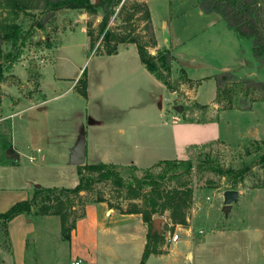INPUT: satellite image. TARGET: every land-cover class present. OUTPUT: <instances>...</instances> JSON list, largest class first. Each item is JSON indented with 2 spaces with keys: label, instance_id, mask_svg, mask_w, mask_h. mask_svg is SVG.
<instances>
[{
  "label": "crops",
  "instance_id": "0c3cea01",
  "mask_svg": "<svg viewBox=\"0 0 264 264\" xmlns=\"http://www.w3.org/2000/svg\"><path fill=\"white\" fill-rule=\"evenodd\" d=\"M151 2L155 47L168 48L176 70L198 81V87L207 83L202 97H215L213 76L217 73L230 71L251 78L259 75V63L250 44L229 28L219 13L203 11L197 0ZM66 31L70 29L58 33L57 41L47 38L49 46H30L29 55L15 63L10 72L16 82H0L1 106L9 99L10 107L8 112H0V121H9L11 139L0 147V212L30 198L34 188L76 185L74 159L82 145L83 164L142 165L143 156L137 150L143 146L137 143L152 138L150 108L154 104L165 117V125L177 118L170 110L172 92L145 68L134 43L120 45L113 54H96L101 55L100 62L110 57L112 69L107 71L98 65V77H91L86 69L87 97L81 96L74 87L83 64L77 66L73 77L55 68L56 62L67 56L62 50L67 46L60 42ZM33 39H39V35ZM158 96L155 103L153 97ZM176 131L171 132L173 143ZM87 143H93L90 150ZM98 143H113L114 147L100 150ZM125 148L132 149L131 155ZM95 154L98 159L93 160ZM164 159L182 157L161 156L155 162ZM259 189L238 193L225 214L227 224L213 226L215 236H224L223 244L185 238V246L178 248L179 237L169 249L164 250L166 245H162V253L150 254L143 264H200L205 250L214 256L210 264H264V212L255 204V196L248 198ZM240 198L249 204L239 203ZM146 232L140 214L121 213L106 201H99L85 204L83 216L76 220L69 239L64 240L59 216L39 213L38 206L33 205L29 213L9 219L6 232L0 226V264H69L74 259H80L81 264H138Z\"/></svg>",
  "mask_w": 264,
  "mask_h": 264
},
{
  "label": "rangeland",
  "instance_id": "374dc122",
  "mask_svg": "<svg viewBox=\"0 0 264 264\" xmlns=\"http://www.w3.org/2000/svg\"><path fill=\"white\" fill-rule=\"evenodd\" d=\"M91 1L94 4L96 3L95 0ZM151 1L154 0H120L119 3L111 6V15L107 26L114 33L126 35V37H135L138 42L146 43L148 52L156 55L157 48L149 44L145 15L141 6H139V3H146L151 19L149 8ZM0 12H5V10H0ZM39 12L40 9L21 12L18 20L25 27H29L39 15ZM102 16L103 11L100 7H96L94 12L62 7L55 11L53 19L45 24L42 29L33 27L31 31L33 34L39 35V44L45 45V39L50 38L52 42L57 41L60 31L70 29V32L66 31L64 35H61L62 39L60 41L67 46L66 49L62 50L68 57L66 56L65 59L56 62L55 68L61 69V73L73 77L76 74L77 66L83 64L81 70L87 69V74L91 77H98L100 74L98 65H102L105 70L110 71L113 64L110 57L106 58V61L100 62L101 55H96L101 54L96 51V48L99 51L105 49V42H103L102 35H99L98 32V25ZM88 29L92 30L95 39L92 50L90 49L88 35V39L86 37ZM243 39L251 46L250 39ZM125 43H118L117 47ZM34 44V39H29L26 42L17 62L29 55L30 46H34ZM88 52H91V55L88 56ZM92 55L95 56L91 57ZM11 70L4 72L2 82L5 80L16 82L12 79ZM18 70H20V66L16 67L17 73ZM257 70L259 75L254 79L264 81V64H258ZM161 73L173 87L170 90L174 92L170 110L173 114H176L177 118L171 119L169 124H163L165 117L161 116V113L153 104V107L150 108V116H148L151 123H153L152 138L149 140L146 137L145 143L144 140H138L139 143H137L143 147L146 146L145 149H142V147L141 150H137L138 154L143 156V158L140 157L143 160L142 165H116L115 168L124 178H131L134 175L139 177L147 169L157 172L159 170V167L156 166L158 161H155L161 156L190 159L195 165L199 156L203 158L207 155L217 160L221 167L232 168L233 172L230 175L221 176L211 171L200 172L195 166L192 167L191 172L186 176L193 187L191 203L186 211V224L172 222L169 217V210L155 216L161 219L160 224L162 223V227L160 230L164 235L167 231L171 233L176 231L180 237L177 244L178 248L185 246V238H205V242L209 239L207 242L209 245L223 244L224 236H215L213 232L215 226L222 227L228 222V217L222 211V194L225 190L236 189L238 193H244L245 190L250 188H261L256 194H252L248 198L255 196V204L260 207L259 211L264 212V187L262 186L264 185V162L260 159L261 155L264 154V100L253 102L249 108L241 107L240 99L258 97L250 90L249 94H245L246 92L241 88L245 86L241 82L239 83V80L244 76L234 74V77L228 79L227 84L231 87L233 94L232 103H230L225 99L215 100L214 97L211 98L208 95H206L208 97L205 95L202 97V91H207V83H204L205 87H198L199 82L188 79L180 70L177 71L173 66V62L167 69L161 68ZM18 88L21 91L23 89L21 85H18ZM162 92L165 91L162 89ZM159 96L153 97L155 103H157ZM8 101L9 99L3 100L2 106L0 103V112L10 110ZM64 101L61 100L60 102ZM176 105H182L180 112L175 110ZM175 128H177L176 135L174 133L172 135L176 143H173L171 132ZM90 130L91 126H89V132ZM10 140L9 121L4 119L0 121V147L8 145ZM201 140L206 141L200 142ZM92 144L87 143V149L90 150ZM97 146L100 150H108L112 149L114 144L98 143ZM125 150L126 154L131 155V148L130 151H128V148H125ZM134 150L136 151V149ZM145 153H147L146 156ZM93 157V160L98 159L96 154L92 155ZM150 159L154 162L147 163ZM87 160L91 161V158L89 157ZM240 170L243 172L238 175L236 172ZM172 183L175 182L172 181ZM172 183H169V185H172ZM99 192L104 194V197L109 199L112 205L121 204L124 209L134 202L141 203L140 200L120 197V194L125 195V189H119L110 182L96 183L91 193L99 194ZM91 193L88 198H93ZM239 203L249 204L248 201L245 203L242 198H240ZM233 211L230 214L231 216ZM262 225L264 228V223ZM184 228L188 230L186 231ZM199 229H202L203 232L201 233ZM163 245H166L164 250H167L173 246V242L166 243L164 239ZM213 257L211 252L205 250L202 253V263L200 264H210L209 261Z\"/></svg>",
  "mask_w": 264,
  "mask_h": 264
},
{
  "label": "trees",
  "instance_id": "16d2710c",
  "mask_svg": "<svg viewBox=\"0 0 264 264\" xmlns=\"http://www.w3.org/2000/svg\"><path fill=\"white\" fill-rule=\"evenodd\" d=\"M120 0H99L93 3L91 0H0V82L4 79V72L11 70L13 65L20 58L22 49L29 39H33L35 34L31 28L42 29L50 22L55 11L62 7L72 9H85L94 12L96 7L103 11L102 19L99 21L98 32L105 42L104 51L98 53L113 54L117 52V44L121 42L135 43L139 58L145 68L157 79L164 83L169 90L173 87L162 75L161 68L167 69L174 60L170 50L166 47L157 49L156 55H152L147 50L146 43H140L135 37H126L114 33L107 24L111 15V6L119 3ZM199 7L205 12L215 11L226 21L227 26L233 29L241 38L251 41V52L253 57L264 64V1L263 0H197ZM145 15L146 28L148 32L149 44L156 45L153 25L146 3H139ZM33 9H40L39 15L34 22L25 27L18 19L21 12ZM89 45L92 50L95 39L92 30H87ZM36 44L39 39L34 40ZM112 45H110V43ZM44 44L49 46L51 41L44 40ZM234 77L230 71L217 73L213 76L215 81L214 99H225L232 103V89L227 84L229 78ZM246 93L250 91L258 95L252 98L239 100L242 108H249L257 100H264V81L251 77H243L239 83ZM75 90L84 98L86 93V69H83L80 77L75 83ZM250 90V91H249ZM264 162V154L260 157ZM157 172L147 169L141 176L124 178L115 168L116 165L105 162L84 163L77 165L78 182L73 187H37L34 188L30 198L17 201L6 211L0 212V226L6 232V224L9 219L19 213H29L33 205L38 206V212L42 214H55L60 219L61 238L68 240L70 232L75 226L78 218L83 216L84 206L88 202L106 201L109 206H114L121 213H138L142 221L147 226L145 242L141 258L138 264H143L150 254L162 253L164 243V233L160 229L153 227V219L156 215H161L165 210H169V217L172 222L186 224V211L189 208L192 198L193 187L186 177L193 166L197 170L211 171L218 175H230L232 168H224L217 160L210 156L198 157L195 165L190 159H164L158 161ZM242 170L237 171L238 175ZM174 181L175 183H172ZM110 182L119 189H125V195H119L124 199L140 200L141 203H132L126 209L121 204L112 205L104 194H93V186L96 183ZM172 183V185H169ZM264 187V185H262ZM91 193L93 198H88Z\"/></svg>",
  "mask_w": 264,
  "mask_h": 264
},
{
  "label": "water",
  "instance_id": "95a60500",
  "mask_svg": "<svg viewBox=\"0 0 264 264\" xmlns=\"http://www.w3.org/2000/svg\"><path fill=\"white\" fill-rule=\"evenodd\" d=\"M95 1L97 3L99 0H95ZM175 110L180 112L182 110V105H176ZM84 155H85V150H84V145H82L78 149V154H77V157L74 159V164L76 165L83 164ZM222 197H223L222 211L224 212V214H227L231 209L232 202L235 201L238 197V190L227 189L223 192ZM160 222H161V219L159 217H155L153 219V227L156 229H160L159 227Z\"/></svg>",
  "mask_w": 264,
  "mask_h": 264
},
{
  "label": "built area",
  "instance_id": "2783aa9c",
  "mask_svg": "<svg viewBox=\"0 0 264 264\" xmlns=\"http://www.w3.org/2000/svg\"><path fill=\"white\" fill-rule=\"evenodd\" d=\"M172 94H174L173 91H171ZM164 239H165V242H176L179 240V236L178 234L176 233V231H173L172 233L167 231V233L164 235ZM69 264H81V260L80 259H74L72 261H70Z\"/></svg>",
  "mask_w": 264,
  "mask_h": 264
}]
</instances>
